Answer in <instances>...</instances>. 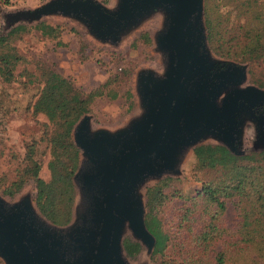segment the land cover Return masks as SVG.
I'll return each instance as SVG.
<instances>
[{"label": "rangeland", "instance_id": "obj_1", "mask_svg": "<svg viewBox=\"0 0 264 264\" xmlns=\"http://www.w3.org/2000/svg\"><path fill=\"white\" fill-rule=\"evenodd\" d=\"M51 1L53 0H0V31L3 34L6 31L2 14H16L13 19H17L21 17L22 11L32 13L37 9L41 10ZM91 1L109 11H113L121 2ZM201 2L203 12V0ZM249 2L250 4L246 0H210L212 16L217 20L212 26L217 24L214 28L218 31L213 45L223 55L216 54L206 42L201 16L203 48L211 65L232 63L243 71V81L237 87L253 86L264 90V39L261 52L251 60H240L238 54L237 46L241 44L239 39L248 36V26L264 25V21L250 18V14L255 12L264 19V0ZM32 16L35 14H25L27 18ZM244 16L247 17L246 20ZM36 17V21H17L23 24V29L9 36L0 45V56L9 58L8 63L0 61V201L5 205L27 203L36 220L55 233L65 234L79 225L85 217V198L73 180L74 175L71 221L66 225L56 226L38 213L32 201L35 191L33 177L23 173L24 169L34 165L38 177L44 181L49 179L47 134L53 126L44 115L33 113L31 105L43 85V73L46 69H51L67 78L81 92L101 91L84 115L87 118L88 135L98 131L110 136L121 131L130 133L131 125L138 122L145 112L139 91L141 75L150 73L160 78L167 68L165 51L158 46L156 37L165 28L168 13L160 8H150L140 13L116 29L113 41L108 38L100 39L91 32L84 19L72 14L44 12ZM37 21L57 27L56 36L42 35L34 28ZM259 84L262 86L259 87ZM227 90L228 88L223 89L217 102ZM255 111L251 113L242 108L238 114V152H246L251 147H264V121L259 131L255 118L257 115L264 116V102ZM221 148L235 156L217 137L202 135L179 151L171 170L155 175H142L137 179L134 195L142 207L143 223L150 224L156 235L154 237L144 224L152 239L151 246L147 247L132 235L124 222L120 239L128 237L140 244L139 252L131 258L124 255L121 247L125 264L179 263L176 253L181 248L178 247V242L167 245L160 254L152 255L151 252L162 248L164 234L169 238V244L172 238H187L195 233L201 220L213 214V204L201 200L197 192L202 181H216L219 172L199 167L197 163L211 166L217 161H230L231 158H220ZM79 156L77 168L86 160L80 150ZM18 177L23 179L20 189L12 196L2 193V189ZM159 180L164 181L163 184H158ZM163 194L166 199L160 204ZM223 200L224 207L215 219L218 240L212 248L214 252L222 248L223 240L237 239L241 210L251 211L247 201L235 193L223 197ZM184 214L185 218L181 219ZM249 251L247 248L245 253L237 248L231 252L227 250L223 264H248L242 258L249 255ZM210 254L213 255L212 252ZM0 264H6L1 257ZM206 264H213V260L208 257Z\"/></svg>", "mask_w": 264, "mask_h": 264}, {"label": "water", "instance_id": "obj_2", "mask_svg": "<svg viewBox=\"0 0 264 264\" xmlns=\"http://www.w3.org/2000/svg\"><path fill=\"white\" fill-rule=\"evenodd\" d=\"M150 8L168 13L164 30L156 37L167 68L160 78L141 75L145 112L130 133L110 136L98 131L90 136L86 117L74 126L73 142L86 160L73 180L86 207L83 221L70 232L50 230L34 218L27 203L0 201V257L6 264H125L120 244L124 222L139 242L152 244L134 195L140 176L171 170L179 151L205 134L238 153V114L242 108L255 113L264 102V90L237 87L243 71L232 63H209L203 48L201 0H121L113 11L91 0H53L34 14L78 16L97 37L113 41L117 28ZM255 118L260 131L264 116Z\"/></svg>", "mask_w": 264, "mask_h": 264}, {"label": "trees", "instance_id": "obj_3", "mask_svg": "<svg viewBox=\"0 0 264 264\" xmlns=\"http://www.w3.org/2000/svg\"><path fill=\"white\" fill-rule=\"evenodd\" d=\"M249 1L246 0L248 4H250ZM256 1L252 0V2ZM34 12L36 11H32V13L22 11L20 13L21 17L17 19H13L16 14L11 16L8 13L2 14L6 31L5 34L0 31V45L9 36L23 29V24L17 23V21H36V15L30 18L25 17V14H34ZM202 17L206 42L210 44L216 54L223 55L213 45L215 42L214 36L218 31L216 32L214 28L217 24L212 26L217 20L212 16L210 0H203ZM250 18H258L260 21H264L260 14L258 16L255 12L250 14ZM246 19L247 17H245ZM34 28L42 35L50 37L56 36L57 33V27L42 21H37ZM247 33L246 38L239 39L241 44L237 46L240 60H251L261 52L264 25H250L247 28ZM13 58L16 59V56L13 55ZM7 59L9 58L6 56H0L2 63H8ZM258 86L261 87L262 85L259 84ZM100 94L99 89L81 92L67 78L51 69H46L43 73V85L31 104L32 112L44 115L53 126L47 134L50 156L47 163L49 179L44 181L38 177L34 165L29 169H24L23 173L24 175L30 174L33 177L35 191L32 201L38 213L53 225L63 226L71 221L74 202L72 176L76 171L80 157L79 149L73 142L72 133L79 119L88 113L91 102ZM128 96L131 97V94L128 93ZM220 152V158L224 160L231 158V160L225 163L217 161L211 166L197 163L199 167H208L219 172V178L216 181H202L197 192V196L201 200L213 204V214H209L207 218L201 220L195 233L187 238H172L169 244L167 242L169 238L164 234L165 242L162 243V248L152 250V255L160 254L167 245L171 246L173 243L178 242V247L181 248L176 253L177 260H179L178 264H206L208 257L213 260V264H223L225 252L227 250L231 252L235 248L243 253H245V248L250 250V254L242 258L244 262L264 264V147H251L248 151L238 152L235 156L229 154L224 148H221ZM162 182L164 181L159 180L157 183L163 184ZM22 183L23 179L18 177L7 184L2 189V193L12 196L20 189ZM231 193L245 199L251 211L241 210L238 227L240 232L237 231V239L223 240L222 248L214 252L212 248L218 240L215 219L218 212L224 207L223 197H228ZM165 199L166 195L163 194L160 204H163ZM185 216L184 214L181 219H184ZM144 224L155 237L156 232L150 224L147 222ZM120 244L126 257H134L140 250L139 242L128 237H122Z\"/></svg>", "mask_w": 264, "mask_h": 264}]
</instances>
